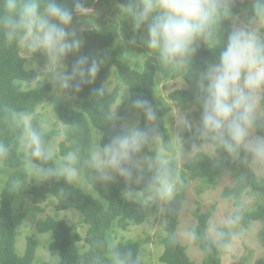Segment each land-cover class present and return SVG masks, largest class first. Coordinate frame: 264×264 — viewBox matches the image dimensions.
Instances as JSON below:
<instances>
[{
  "label": "clouds",
  "instance_id": "1",
  "mask_svg": "<svg viewBox=\"0 0 264 264\" xmlns=\"http://www.w3.org/2000/svg\"><path fill=\"white\" fill-rule=\"evenodd\" d=\"M235 0H129L127 11L142 46L156 53L160 65L189 72L195 90L199 121L194 125L187 113L178 117L182 129L193 133V140L222 150L245 165L264 164V0H252L251 15L240 21L234 13ZM87 0H0V28L9 41H18L33 53L47 57L49 78L58 92L95 80L102 60L77 56L71 70L64 60L82 47L77 14H87ZM231 27L225 29L223 22ZM136 43L135 38L132 41ZM206 45L217 58L204 71H194L193 62L200 45ZM127 56V53H124ZM40 77L37 76L36 79ZM104 95L105 89L95 90ZM131 106L151 123L157 120L152 102L142 96ZM9 111H15L8 108ZM14 126L30 159L42 162L37 171L42 179L76 181L81 177L77 151H68L56 159L42 127L30 122L27 111L15 113ZM114 134L107 143H95L89 151L87 165L95 178L109 182L118 175L129 182L142 178L146 146L162 139L157 127L133 123L119 126L110 115ZM198 145L193 143V148ZM10 146L0 141V159L9 155ZM142 199L147 207L153 200H175L180 189L179 174L167 160L159 159ZM139 197L140 193L128 192ZM236 219L228 222L234 223ZM188 239H197L195 230L184 231ZM227 233L216 231L215 239L223 249H230ZM175 243V238H170ZM119 260V264H140L139 257Z\"/></svg>",
  "mask_w": 264,
  "mask_h": 264
},
{
  "label": "trees",
  "instance_id": "2",
  "mask_svg": "<svg viewBox=\"0 0 264 264\" xmlns=\"http://www.w3.org/2000/svg\"><path fill=\"white\" fill-rule=\"evenodd\" d=\"M122 9L126 7L129 0H117ZM252 0H235L234 13L240 16L242 13L251 15ZM127 14V11L124 10ZM128 15V14H127ZM223 27L229 29V21L223 22ZM146 30L136 32L134 26L128 31V36L140 41V36ZM85 43L83 47L84 56L89 60L98 58V53L112 48L120 39L117 31L103 34L97 29L84 31ZM25 44L18 41H9L4 35V30L0 28V141L10 146L9 155L0 159V167L11 170H20L26 166L27 152L19 142L18 137L21 129L15 125V113L27 111L33 116L31 123L39 124L42 121L35 116L50 96L53 85L51 83H38L31 87L32 82L38 76L36 71L28 68V61L23 57ZM206 45L201 44L195 56L194 71L206 70L209 63L217 58ZM77 55H69L64 62L67 70H71ZM115 64L118 67V74L121 82L128 88L130 100L138 96L149 99L156 111L157 120L147 122L140 114L139 126L157 127L161 134L164 149L172 153L174 148L173 136L170 130L163 124L162 119L169 110L160 108L156 101L157 87V67L148 61L144 70L135 69L129 61ZM184 71L186 88L178 90L170 95L176 101L182 112H190L189 118L198 123L200 112L195 105V90L189 72ZM111 77L110 68L107 67L98 71L95 80L84 84L77 92L75 88L65 91L70 97L77 99V108H72L66 104H59L56 113L60 121L67 127L65 129V140L61 144L60 155L64 156L68 151L75 150L79 155L78 167L81 175L87 183L99 194L100 198L88 194L74 181L59 179H47L35 185L31 190L33 203L39 205L49 197L56 200L57 212L69 210L77 211L82 222L88 227L86 237L83 238L67 221L55 218H47L38 222V231L41 234H51L52 240L49 250L58 256V262L51 264H119V260L129 259L127 253L131 252V259L141 255L142 243L139 241L119 242L113 244L111 233L115 230L127 231L131 226H141L145 224L153 213L158 211V207L150 203L145 207L142 202L129 200L127 194L129 190L142 194L146 197L149 193L147 186L154 175L156 167L150 170L144 169L142 178L138 182H129L116 175L115 180L102 182L95 178L92 169L87 165V159L91 146L94 144V129L101 132L99 143H107L110 136L114 134L110 115L115 116V123L123 126L126 122L124 113H114L113 107L120 96V90L116 89L109 93L106 89ZM103 87L104 95H98L96 89ZM8 108L15 111H9ZM44 135L51 145L52 141L59 135L56 130L45 131ZM181 154L189 155L194 151L193 143L206 145L198 140H193V133L181 129ZM152 144V143H151ZM151 144L146 146L144 155L153 157ZM214 148V147H213ZM215 155L211 156L205 151H197L196 154L184 165L180 178L184 182L187 180L200 179L208 188L216 187L219 180L225 175H232L236 182L224 192L225 198H232L237 208L241 207L242 197L245 194L253 193L261 196L262 201L254 208L247 210L236 223L246 230H250L254 222H260L262 228L259 232V241L264 246V176L260 177L254 171L252 165H245L238 160H233L222 150L214 148ZM171 167L179 174L178 162L174 159L168 161ZM35 166L42 165L38 160H32ZM31 165V164H30ZM17 198V178L12 176L5 186L0 189V264H34L37 259L38 241L30 237L26 250L22 256L17 252V239L19 228L24 225L27 218L25 212H16L14 203ZM185 199V192L180 191L175 200L170 201L165 213V232L163 239L164 253L160 257L162 264H194L188 254L186 246L182 245L177 238L179 218L182 205ZM211 214L204 213L198 215V222L194 230L198 238L194 239V244L202 251L204 264H222V256L226 249L219 246L217 241L208 235V224ZM227 233V240L232 243V235L229 228L221 229ZM175 238V243L170 242V238ZM84 242V246L80 245ZM87 247V249H85ZM140 264H144L140 260ZM233 264H249V257L244 256ZM255 264H264V257L255 261Z\"/></svg>",
  "mask_w": 264,
  "mask_h": 264
},
{
  "label": "rangeland",
  "instance_id": "3",
  "mask_svg": "<svg viewBox=\"0 0 264 264\" xmlns=\"http://www.w3.org/2000/svg\"><path fill=\"white\" fill-rule=\"evenodd\" d=\"M89 9L87 14H77L76 23L79 28V38L82 40V47L76 53L77 56L83 54L85 43L84 31L97 29L103 34H109L117 31L120 34V39L112 48H107L98 53V60H102L99 69L110 68L111 77L106 83V89L109 93L116 89L120 90V96L113 107L114 113H124L128 124H139L140 114L131 106L130 94L128 88L123 85L119 78L118 67L116 61H129L135 69L144 70L148 61L155 64L157 67V87L156 101L160 108L168 109V114L162 119L163 124L170 130L173 136L175 150L172 153L167 152L160 140L154 141L151 144V153L154 154L150 160L143 162L142 167L150 170L157 167L159 159L171 160L178 162V171L181 175L184 165L191 159L197 151H205L211 156L215 155L214 148L210 145H202L190 152L189 155L181 154V138L179 132L182 129L178 124V117L182 114L190 112H182L176 101L170 98V95L178 90L186 88L184 80V71L176 70L171 66L164 67L159 64L156 53L142 46L140 41L128 36V31L132 28L133 22L126 12L121 8L117 0H87ZM248 16L247 11L242 13L237 23L245 20ZM127 53V56L124 53ZM23 57L28 61V68L36 71L40 77L32 82L31 87H35L38 83H51L49 78V67L47 57L42 53H33L26 46L22 53ZM65 68L67 66L64 62ZM53 85V84H52ZM59 104H66L72 108H77V99L70 97L64 92H58L54 87L45 103L38 108L35 116H38L42 121V127L45 131L56 130L59 135L52 141L51 146L55 151L56 159H62L60 155L61 144L65 140V129L67 128L59 119L56 113V107ZM33 116H30V121ZM193 121V120H192ZM194 125L196 122H194ZM93 143H99L101 132L94 129ZM27 154V160L30 159ZM39 167V166H38ZM256 174L260 177L264 176V164L252 165ZM12 176L17 178V198L14 203L16 212H25L27 218L23 226L19 228V236L17 239V252L22 256L26 250L27 243L30 237H34L38 241L37 259L34 264H51L58 262V256L49 250V244L52 240L51 234H41L38 231V222L47 218L61 219L68 222L74 228V231L79 233L83 238L86 237L88 227L83 224L81 215L75 210L57 212L56 200L49 197L45 202L36 205L33 203L31 190L32 188L43 182L37 171V166L33 163L27 164L20 170H11L0 167V189L5 186L8 179ZM116 179V176L113 180ZM180 191L185 192V199L182 205L179 218V226L177 238L180 243L187 247L188 254L194 264H204V256L202 251L194 244V239H188L184 236V231L188 228L194 230L198 222V215L210 213L211 217L208 224V235L216 241L215 232L221 231L227 227L232 235V247L226 249L222 256V264H233L244 256L249 257V264H255V261L264 257V246L259 241V232L262 228L260 222H254L250 230L244 229L236 223H229L231 219H235L242 215L247 210L254 208L262 201L258 194L248 193L242 197L241 207L235 206V201L232 198H225L224 192L230 188L235 182L232 175L223 176L216 187L208 188L200 179L187 180L186 182L180 178ZM88 194H92L96 198H100L99 194L87 183L81 175L79 180L74 181ZM132 193H138L131 191ZM178 192V193H179ZM129 200L141 202L142 194L136 195L127 194ZM158 207V211L153 213L149 220L141 226H131L127 231L115 230L111 233L113 244L119 242L139 241L142 243L140 260L144 264H162L160 257L164 253L163 239L166 236L165 232V213L169 202L153 200L151 202ZM80 245L84 246V242ZM87 249V247H85Z\"/></svg>",
  "mask_w": 264,
  "mask_h": 264
}]
</instances>
